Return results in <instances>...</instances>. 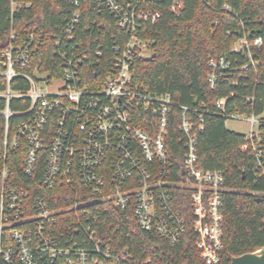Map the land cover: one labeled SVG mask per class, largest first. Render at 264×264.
Here are the masks:
<instances>
[{
    "label": "built area",
    "instance_id": "obj_1",
    "mask_svg": "<svg viewBox=\"0 0 264 264\" xmlns=\"http://www.w3.org/2000/svg\"><path fill=\"white\" fill-rule=\"evenodd\" d=\"M66 1L75 7L79 3ZM94 1L129 34L124 45L112 47L110 70L99 86L94 80L93 87L83 82V76L88 75L83 70L85 63L101 57L102 52L90 45L81 50L80 43L75 42L78 11L53 36L60 60L58 78H49L38 65L32 67L31 57L38 51L33 32L28 33L22 47H10L1 54L0 100L4 107L0 114L5 120L2 157L5 159L8 151L21 150L19 172L25 179L32 178L39 165L43 167L37 182L13 186L7 183L8 169L3 166L0 170V264H113L105 238L93 230L95 213H105L108 205L121 211L132 207L139 229L153 231L176 245L187 229L178 194L189 196L195 215L191 229L204 260L216 263L222 248L226 189L221 171L204 170L197 164L202 119L189 107L174 111L169 94L146 92L131 72L134 57L147 50V42L137 36L138 29L156 23L160 14L143 9L145 0ZM170 9L179 14L181 1L174 0ZM260 45V39L249 44L243 38L233 51L246 50L245 56L251 58L250 47ZM207 64L211 70L207 82L213 88L228 63L224 58H209ZM19 81L27 82L28 89H12V83ZM16 101H28L29 105L13 111L10 105ZM225 102L219 100L216 108L223 111ZM224 116L250 126L242 149L255 151L264 116ZM13 117L21 119L15 123V133L8 136ZM172 123L181 134L179 171L167 150ZM257 165L264 175V165L259 161ZM36 184L43 191L71 187L75 200L65 207H52L43 197H31L29 189ZM57 198L50 195L53 201Z\"/></svg>",
    "mask_w": 264,
    "mask_h": 264
},
{
    "label": "trees",
    "instance_id": "obj_2",
    "mask_svg": "<svg viewBox=\"0 0 264 264\" xmlns=\"http://www.w3.org/2000/svg\"><path fill=\"white\" fill-rule=\"evenodd\" d=\"M173 1L145 0L142 4L143 9L158 12L160 18L138 29L137 36L147 42L151 57L135 56L131 72L146 92L169 94L174 111L179 112L180 106L189 107L195 117L202 119L197 164L204 170L221 171L225 180L220 257L216 263L204 260V252L191 229L195 215L189 196L178 194L187 229L176 245L153 231L139 229L132 207L121 211L108 205L105 213H95L93 230L105 238L113 264H230L231 258L264 247V175L257 165V161L264 165V123L258 126L256 150H243L245 135L228 131L224 116H264V0H179L182 9L177 15L170 9ZM76 11L80 21L75 42L80 43L81 50L90 45L92 50L102 52L101 57L85 63L83 70L88 75L83 76V82L93 87L94 80L99 86L110 70L112 47L124 45L129 34L120 30L114 16L99 8L94 0H79L77 7L66 0H0V71L1 54L10 47H22L28 33L33 32L38 51L31 57L32 67L38 65L39 71L48 73L49 78H58L60 60L53 36ZM243 38L249 44L261 40L259 48L250 47L251 58L245 56L246 50L233 51ZM209 58H224L228 63V68L217 75L213 88L207 82L211 72ZM11 86L14 90L28 89L25 81L13 82ZM221 99L226 100L223 111L216 108ZM28 105V101H16L10 107L18 111ZM3 107L0 100V111ZM20 119L9 120L8 136L15 133V123ZM4 124L0 114V170L3 166L8 169L7 183L13 186L37 182L42 164L32 178L25 179L19 172L21 150L8 151L5 159L2 157ZM180 138L177 124L172 123L166 143L177 171L183 153ZM29 190L32 198L43 197L52 207H65L75 200L71 187L43 191L36 184ZM50 195L58 198L53 201Z\"/></svg>",
    "mask_w": 264,
    "mask_h": 264
},
{
    "label": "water",
    "instance_id": "obj_3",
    "mask_svg": "<svg viewBox=\"0 0 264 264\" xmlns=\"http://www.w3.org/2000/svg\"><path fill=\"white\" fill-rule=\"evenodd\" d=\"M230 264H264V247L231 258Z\"/></svg>",
    "mask_w": 264,
    "mask_h": 264
},
{
    "label": "rangeland",
    "instance_id": "obj_4",
    "mask_svg": "<svg viewBox=\"0 0 264 264\" xmlns=\"http://www.w3.org/2000/svg\"><path fill=\"white\" fill-rule=\"evenodd\" d=\"M141 56L144 58H150L151 53L146 50L142 53ZM225 127L228 131L241 135H248L251 130L250 126L247 123L236 120H226Z\"/></svg>",
    "mask_w": 264,
    "mask_h": 264
}]
</instances>
